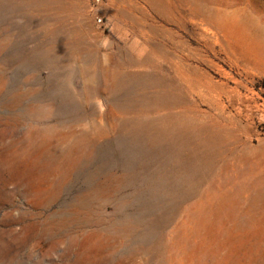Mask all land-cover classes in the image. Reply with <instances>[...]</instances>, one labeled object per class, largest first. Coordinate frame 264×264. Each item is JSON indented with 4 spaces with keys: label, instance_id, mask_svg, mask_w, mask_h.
<instances>
[{
    "label": "rangeland",
    "instance_id": "rangeland-1",
    "mask_svg": "<svg viewBox=\"0 0 264 264\" xmlns=\"http://www.w3.org/2000/svg\"><path fill=\"white\" fill-rule=\"evenodd\" d=\"M264 0H0V264H264Z\"/></svg>",
    "mask_w": 264,
    "mask_h": 264
},
{
    "label": "trees",
    "instance_id": "trees-1",
    "mask_svg": "<svg viewBox=\"0 0 264 264\" xmlns=\"http://www.w3.org/2000/svg\"><path fill=\"white\" fill-rule=\"evenodd\" d=\"M261 85H262V87H263V89H264V81H262Z\"/></svg>",
    "mask_w": 264,
    "mask_h": 264
}]
</instances>
